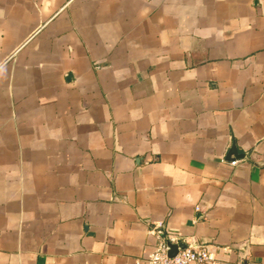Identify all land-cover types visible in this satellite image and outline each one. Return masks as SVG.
I'll return each instance as SVG.
<instances>
[{"label":"crops","instance_id":"obj_1","mask_svg":"<svg viewBox=\"0 0 264 264\" xmlns=\"http://www.w3.org/2000/svg\"><path fill=\"white\" fill-rule=\"evenodd\" d=\"M158 224L264 264V0H0V264H148Z\"/></svg>","mask_w":264,"mask_h":264},{"label":"built area","instance_id":"obj_2","mask_svg":"<svg viewBox=\"0 0 264 264\" xmlns=\"http://www.w3.org/2000/svg\"><path fill=\"white\" fill-rule=\"evenodd\" d=\"M232 164L235 165L236 162ZM165 231L162 224H158L152 231L157 244L147 256L148 264H219L216 252L210 246H188L186 249L180 250L175 257L170 258L168 256L169 245L176 244L177 240L168 236Z\"/></svg>","mask_w":264,"mask_h":264},{"label":"water","instance_id":"obj_3","mask_svg":"<svg viewBox=\"0 0 264 264\" xmlns=\"http://www.w3.org/2000/svg\"><path fill=\"white\" fill-rule=\"evenodd\" d=\"M228 157H229L228 159L232 161L235 157H240L239 159H244L247 156L245 154L239 155L236 149V145H233ZM169 246H170V251L168 253V256L170 258L175 257V255H177L180 250H184L188 247L186 243L182 240L178 241L176 244H170Z\"/></svg>","mask_w":264,"mask_h":264}]
</instances>
